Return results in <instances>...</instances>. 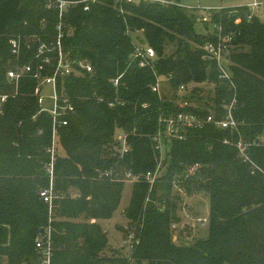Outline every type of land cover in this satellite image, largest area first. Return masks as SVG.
<instances>
[{"label": "trees", "instance_id": "16d2710c", "mask_svg": "<svg viewBox=\"0 0 264 264\" xmlns=\"http://www.w3.org/2000/svg\"><path fill=\"white\" fill-rule=\"evenodd\" d=\"M50 2L0 0V96L8 95L0 105V264H39L36 242L48 231L52 264H264V22H248L243 6L215 13L213 22L237 32L227 55L231 81H222L217 64L204 58L213 37L205 24L206 33L196 31V10L141 2L124 4L121 13L115 0H96L88 12L78 4L61 17ZM61 23L66 52L90 61L94 71L65 79L76 116L59 131L51 178V117L40 113L37 80L16 86L7 72L15 64L36 66L38 46L54 42ZM136 33L157 54L152 66L133 58ZM13 40L20 41L19 57L12 54ZM160 76H171L163 98L152 90ZM207 83L213 93L202 97L195 88L190 98L200 108L186 111L223 114L234 103L248 160L235 146L239 135L206 126L173 141L160 166L152 141L159 118L180 111V86ZM120 130L131 147L124 157L116 141ZM158 169L154 185L133 184L123 210L128 236L134 235L128 254L105 255L108 237L99 222L120 208L125 173ZM175 179L186 195L209 201L208 236L189 246L173 240L181 202ZM51 186L52 207L41 197Z\"/></svg>", "mask_w": 264, "mask_h": 264}, {"label": "built area", "instance_id": "2783aa9c", "mask_svg": "<svg viewBox=\"0 0 264 264\" xmlns=\"http://www.w3.org/2000/svg\"><path fill=\"white\" fill-rule=\"evenodd\" d=\"M96 0H52L49 8H55L59 10L60 16L71 6L78 4H85L84 11L90 10V3ZM141 2L159 3L164 6H170L179 4L176 0H115L118 10L123 13L124 4H139ZM246 11V18L248 22L255 19H259L264 22V0H251L250 3L243 6ZM223 8L218 10L209 9L207 14L200 16L199 20L202 24L207 25L210 28L213 40L208 42L203 50L205 52L204 58L215 62L217 64L219 79L222 81H231V73L228 70L229 54L237 32L232 31L223 22H213V16L215 13H219ZM194 10V9H191ZM241 23L240 19L235 21L236 25ZM66 29L63 23L58 26L57 39L52 43H41L38 46L36 52L37 65L32 64L19 65L15 64L7 72V78L11 83L16 86L19 81L24 78H33L37 80V87L34 95L38 100L40 106V113H48L51 117V129H52V144L48 149V152L52 156V162L50 164V175L53 178V164L55 154L57 153L59 131L70 125L71 119L76 116L75 106L71 97L66 92L64 87L65 79L69 77H80L86 74H92L94 67L88 60L73 59L69 52H66L63 45L64 30ZM134 54L133 58L140 60L142 67L152 66V64L158 59L154 49L148 47L143 41L142 33H136L134 36ZM29 43V42H28ZM27 43V49H31L30 43ZM12 54L15 57H19L22 50L19 40H13L11 42ZM227 60L225 65L223 62ZM171 76L157 77L156 84L152 87L154 93H157L161 98L165 96L162 94L163 87L169 83ZM119 80L114 81V85L117 86ZM188 86H180L175 92L177 97L176 105L180 109L175 114L161 115L159 118V130L157 134L152 138L155 151L160 157V166L166 159L167 152L170 150V145L173 141L186 140L190 131L200 130L206 126H213L218 130L229 131L231 134L239 135L235 146L238 150L239 157L248 160L246 155L247 144H245L240 136V123L235 119L233 115L234 103L228 108L226 113L210 110L206 116L200 114H194L186 111L188 108L198 109V104L191 100V92H187ZM170 91V88H169ZM8 99V95L0 96V105L4 104ZM103 101V99H101ZM115 103L110 102L111 108L115 107ZM203 109V108H201ZM120 135L116 136V141L120 146L119 154L124 157L131 152V147L128 144L127 136L123 131H119ZM42 134V131H40ZM264 142V138L262 139ZM224 143H227L225 141ZM196 168H192L190 173L193 174ZM107 177H110L112 173H107ZM161 177L159 169L156 172H148L144 176L135 175L133 172H126L124 175L125 181H130L132 184L144 180L150 185H154L155 182ZM179 180H174V188H177L179 192H184L179 186ZM51 190L41 193V197L46 204L52 207L53 195L52 186ZM176 227V224L172 226V229ZM130 239L127 240L128 248L130 249L134 242V235H129ZM36 251L39 255V264H52L53 245L50 232L40 237L36 242Z\"/></svg>", "mask_w": 264, "mask_h": 264}, {"label": "rangeland", "instance_id": "374dc122", "mask_svg": "<svg viewBox=\"0 0 264 264\" xmlns=\"http://www.w3.org/2000/svg\"><path fill=\"white\" fill-rule=\"evenodd\" d=\"M179 4L184 9H194L197 11L198 16L207 14V10H218L226 7H239L244 6L251 2V0H178ZM191 8V9H190ZM195 29L198 33H206L205 27L201 24L200 20H197ZM227 64V60L223 62ZM201 91L202 97H207L214 91V85L212 84H192L188 87L187 92L190 93L194 89ZM169 93L168 85L166 84L162 89V94L167 95ZM120 135V132L117 133ZM133 184L130 181L125 182V189L122 196L120 208L110 220L100 221L103 231L108 237V248L105 251V255H112L115 252H121L124 255L128 254V242L130 239L128 236L129 231L125 226L127 220L124 216V209L128 206L131 197ZM174 193L180 197V207L178 211V217L180 222L176 224V227L172 229L173 240L178 245L189 246L195 243L199 239L206 238L208 236V218H209V201L206 195L193 194L186 195L185 192H179L177 188H174ZM1 264H6L4 261Z\"/></svg>", "mask_w": 264, "mask_h": 264}, {"label": "crops", "instance_id": "0c3cea01", "mask_svg": "<svg viewBox=\"0 0 264 264\" xmlns=\"http://www.w3.org/2000/svg\"><path fill=\"white\" fill-rule=\"evenodd\" d=\"M176 1H178V0H176ZM179 2V1H178ZM225 8V7H224ZM191 9V8H190Z\"/></svg>", "mask_w": 264, "mask_h": 264}, {"label": "water", "instance_id": "95a60500", "mask_svg": "<svg viewBox=\"0 0 264 264\" xmlns=\"http://www.w3.org/2000/svg\"><path fill=\"white\" fill-rule=\"evenodd\" d=\"M175 242V241H174ZM178 245V244H177Z\"/></svg>", "mask_w": 264, "mask_h": 264}]
</instances>
